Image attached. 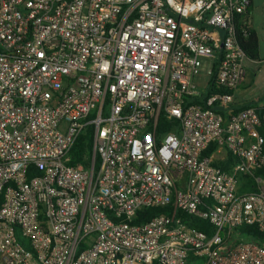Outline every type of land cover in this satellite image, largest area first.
<instances>
[{"label":"built area","instance_id":"obj_1","mask_svg":"<svg viewBox=\"0 0 264 264\" xmlns=\"http://www.w3.org/2000/svg\"><path fill=\"white\" fill-rule=\"evenodd\" d=\"M250 4L0 0V264H264V103L235 98ZM167 204L210 231L133 223Z\"/></svg>","mask_w":264,"mask_h":264},{"label":"trees","instance_id":"obj_2","mask_svg":"<svg viewBox=\"0 0 264 264\" xmlns=\"http://www.w3.org/2000/svg\"><path fill=\"white\" fill-rule=\"evenodd\" d=\"M242 46L246 52V54L249 56V58L257 60L259 57V51H258V39L257 36L255 34L254 31H250L247 39L243 40L242 42ZM226 92L223 89H218L215 86L214 83V74L210 77L209 80V87H208V92L209 93H213V92ZM195 102H200L198 98H194ZM264 103V92L263 94L256 100L250 101L245 103L242 106L237 107L236 110L244 108V107H248V106H254L257 107L259 112H260V106ZM172 122H169L167 120H165L163 117H159L158 119V124L156 126V130L158 134H162L167 132L170 128H171ZM258 131L261 134V136L263 137L264 140V125L261 124L258 127ZM91 140L89 137V130H87L85 133L80 134L74 144L72 145L70 152H69V161L68 164H72L75 165L78 162L81 161V159L83 158L84 154H88L91 151ZM263 149H264V143H263ZM223 168H227V165H224ZM256 174H261L264 175V167L260 168L259 171L256 172ZM248 184L249 185H245L241 188L242 190H252L254 189L250 180H248ZM2 201V194H0V203ZM159 214H165V215H169L172 216L173 214L176 215H181L185 224L188 226H194L200 230L209 232L210 231V225L207 222V220L198 218V217H194L192 215L189 214H185L182 213L180 210H176L172 204H167V205H163V206H149V207H145L140 209L139 211H137L136 216L133 220V223H141L144 221H147L149 219H151L154 216H157ZM240 232L243 231H250L252 232L251 235L253 238L255 239H260L263 238L262 234L260 232H258L255 228V226H241L238 229Z\"/></svg>","mask_w":264,"mask_h":264},{"label":"rangeland","instance_id":"obj_3","mask_svg":"<svg viewBox=\"0 0 264 264\" xmlns=\"http://www.w3.org/2000/svg\"><path fill=\"white\" fill-rule=\"evenodd\" d=\"M255 19L256 30L259 34V59H261V65L258 70H248L246 75L248 86L242 94L243 97L251 99L256 98L264 92V4L257 11ZM208 79L209 76L206 73L205 67L201 68L199 74L194 77V82L203 86Z\"/></svg>","mask_w":264,"mask_h":264},{"label":"crops","instance_id":"obj_4","mask_svg":"<svg viewBox=\"0 0 264 264\" xmlns=\"http://www.w3.org/2000/svg\"><path fill=\"white\" fill-rule=\"evenodd\" d=\"M263 4H264V0H251V4H250L249 9H248V13H249V16L251 19V30L255 32L257 39H258V51H259V34L256 30V25H255L256 19H255V17H256L257 11L259 10V8ZM260 65H261V59H259V57L257 60L248 58L245 61L246 75H247L248 70H250V69L251 70H258ZM246 75H245V81L235 91V98L237 101V107L242 106L247 102L256 100L262 95L261 94V95L257 96L256 98H253V99L243 97L242 94L246 91V88L248 86V83H246Z\"/></svg>","mask_w":264,"mask_h":264}]
</instances>
